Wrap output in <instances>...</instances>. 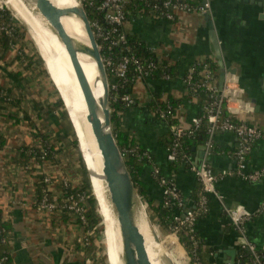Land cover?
<instances>
[{
	"label": "crops",
	"instance_id": "crops-1",
	"mask_svg": "<svg viewBox=\"0 0 264 264\" xmlns=\"http://www.w3.org/2000/svg\"><path fill=\"white\" fill-rule=\"evenodd\" d=\"M186 1L193 5L209 2V16L178 11L174 20L168 21L133 12L124 22L123 28L128 36L143 43L155 56L169 59L172 77L168 80L162 76L150 77L134 83L129 93L133 102L119 114V131L129 135L134 144L143 148L151 158L152 163L144 164L140 172V181L147 186L153 202L159 204L163 199V189L152 175L155 165L164 175H171L185 209H191L197 202L199 181L186 162L179 164L172 173H166L170 123L160 119L156 109L167 101L175 107V121L189 125L192 118L201 113L202 101L190 97L183 77L192 65L208 62L206 64L216 65L213 70L218 79L220 59L226 70L225 76L232 75L241 90L230 104L232 116L261 133L248 155L247 170L263 167L264 1ZM14 71V65L4 67L0 62V82H9L10 79L7 91L23 96L21 105L32 112L34 121H38L41 127L47 125L52 133L60 135L61 132L52 128L57 118H51L47 113L45 102L31 96L24 83L14 84ZM37 114L42 118L37 120ZM13 121L0 117V136L4 139L0 147V207L4 217L11 219L8 245L14 264H90L88 251L79 242L83 230L79 229L75 217L65 218L60 213H48L36 206L37 176L56 172V166L47 162L41 166L25 159L21 147L31 143L33 130L26 121L20 119L16 124ZM236 144L234 134L219 132L214 136L211 150L204 142H193L187 156L191 165L205 163L219 174L216 190L224 198L220 201L209 195L208 210L197 218L195 225L199 248L209 253L212 264H227L231 260L229 254L234 255L235 261L238 244L244 237L257 248H264V209L242 224L243 236L230 220L233 210L241 208L253 213L264 206V180L249 182L235 173L232 150ZM50 192L52 196L59 195L58 181L54 187L50 186ZM188 264L200 263L189 257Z\"/></svg>",
	"mask_w": 264,
	"mask_h": 264
},
{
	"label": "built area",
	"instance_id": "built-area-1",
	"mask_svg": "<svg viewBox=\"0 0 264 264\" xmlns=\"http://www.w3.org/2000/svg\"><path fill=\"white\" fill-rule=\"evenodd\" d=\"M84 8L94 10L97 14L102 15V19L94 18L90 21L94 35L97 39L98 46L104 61L106 71H109L110 76V98L112 92L118 87H123L125 83L132 82L133 85L137 81H141L152 76V73L159 65L171 66L169 59L155 56V59L140 60L131 52L130 44L127 39V34L123 28L124 22L133 12L139 14H149L157 18L171 21L175 18V13L178 11L184 12H199L204 14L209 9V2L204 1L200 4L193 5L185 0H78ZM3 9L2 1L0 0V10ZM135 10V11H133ZM104 24H103V23ZM0 30L9 32L6 26L0 25ZM117 48L119 54L113 53ZM166 59V62H165ZM202 64V68L198 74H195L196 66L192 65L183 77V84L189 95H195L200 90L206 94V102L201 107V113L192 118L189 125L179 124L174 119L175 107L164 102L162 106L156 109V114L160 119L169 121V131L171 146L168 160L174 161L179 155L181 143L184 138L193 137L200 129L203 121L206 122L204 141L205 147L210 149L213 147V139L215 134L219 132H231L237 137V144L232 150V155L236 161V175L243 180L256 182L264 180V166L255 169L247 170L248 155L252 150L255 141L261 136L259 130L244 122H240L232 116V104L234 95L240 93L236 79L226 74L222 89L218 88L217 76L208 64ZM108 74V72H107ZM197 75V77H196ZM172 76L163 73L162 78L168 80ZM117 95H115V99ZM123 105L128 107L133 100L129 93H125L120 97ZM124 152L122 155L124 156ZM143 158L152 163L147 152L143 153ZM185 157V156H184ZM187 157V156H186ZM190 170L196 176L200 184L196 205L191 209H185L183 198L178 190V187L173 178L160 173V169L153 165L152 175L163 189L162 205L173 210L168 225L169 234L174 235L178 239L180 231L185 230L193 242L194 247L198 246V238L195 230L197 218L203 215L208 210V196L212 195L218 200H223L224 196L216 190V182L219 174H216L213 168L205 163L193 166L187 160L185 161ZM62 179V178H61ZM42 181L47 188L44 190V196L38 204L40 210L52 213L56 209V197L52 200L48 198L49 186L52 183L51 177L45 175ZM62 185L67 187V180L62 179ZM83 196L76 195L71 197L67 208L72 211L74 216L83 225H87L86 208L83 204ZM264 206H260L256 212H246L241 208L230 212V220L243 236L242 224L249 221L254 215L263 211ZM91 231L82 233L80 244L88 250ZM7 240V239H6ZM247 250L251 255L250 260L243 264H264V248H257L255 244L247 238L241 239L238 244L237 256L240 257V252ZM195 261L198 262L195 250H193ZM88 256V255H87ZM3 260V259H2ZM0 260V262L2 261ZM89 261V260H88ZM235 262V261H234Z\"/></svg>",
	"mask_w": 264,
	"mask_h": 264
},
{
	"label": "trees",
	"instance_id": "trees-1",
	"mask_svg": "<svg viewBox=\"0 0 264 264\" xmlns=\"http://www.w3.org/2000/svg\"><path fill=\"white\" fill-rule=\"evenodd\" d=\"M161 1V0H160ZM186 1V0H185ZM188 2V1H187ZM85 11L88 15L90 21L94 18L102 19L101 14H97L94 10L89 8H85ZM135 11V10H133ZM174 20V19H173ZM103 23V22H102ZM10 12L4 8L0 10V25L6 26L9 32L5 30H0V62L3 63L4 67H8L9 65L15 66V71L12 72V75L15 79L14 84L16 83H24L26 87L28 82H31L32 78L36 77L37 75L43 74L46 77H49L48 72L45 68L44 62L39 55L37 50H32L30 53L25 52L20 44V40L28 41L32 43L27 31H25L24 26L23 32H21L17 26L15 25ZM104 24V23H103ZM128 42L130 44L131 52L135 54L140 60H148V59H155V55L149 51V49L143 44L136 41L133 37L127 35ZM102 55L103 54V51ZM113 53L118 55L119 50L115 48ZM166 62V59H165ZM208 63V62H206ZM196 70L195 74H198L199 70L202 68V64H195ZM209 67L215 70L217 67L215 64L210 63ZM37 68L39 71H37ZM108 75L109 71L107 70ZM172 67L159 65L156 70L152 73L151 77H158L162 76L163 73L170 74L172 76ZM197 77V75H196ZM4 80L0 82V117L4 120L10 119V121L14 120L13 124L19 122V120L26 121L33 130L31 132V143L28 145H23L21 147V153L25 156V159H31L35 163L39 165H43L46 162L52 165L58 166L60 162H63V155L60 152L62 148L63 142L67 140L70 133L73 134V142L72 144L77 147L79 151V162H80V172L77 174L82 176V183L80 186L71 188L66 187L59 183L60 192L59 195L56 197V209L52 211V213H60L62 217L71 218L74 216L72 211L67 208V205L71 199V197H75L76 195L83 194V204L86 208V219L87 225L83 226L79 220L75 217L76 223L79 225V229L85 231H91L94 236L97 237L102 233L103 227L100 225L97 227L99 223H101L102 217L98 211V202L97 198L94 194L92 184L90 182L89 176L87 174L85 164L82 158L81 151L79 149L78 141L75 137L74 130L69 123L70 127L66 128L64 133L57 135L52 133L50 128L45 125L41 127L38 121H34L32 116V112L29 110L24 109L21 105V101L23 100V96L19 95H12L7 91V85L10 82ZM133 83L127 82L124 84L123 87H118L116 91L112 92V96L110 98V107H111V124L113 133L115 135L117 144L122 152L124 150V159L132 181L134 182L140 196L144 200L146 204L147 210L151 213L152 218L155 222H157L160 231L162 234L166 235L168 231V225L170 222L171 214L173 210L171 208H166L162 205V202L159 204H155L151 197L148 195L147 186L140 181V172L144 166V164L149 163L148 160L143 158V153L146 152L143 148L138 147L134 144L132 139L129 135L121 133L119 131V114L125 108L123 102L121 101L120 97L125 93H130L132 90ZM54 87V86H53ZM56 88H54L55 91ZM57 91V90H56ZM58 93V92H57ZM117 95L116 99L114 98ZM190 97H198L200 98L201 107L206 102V94L204 91L200 90L195 95H190ZM173 105V104H172ZM174 106V105H173ZM48 110H53L54 108L63 107V102L61 98L58 96L57 100L55 101L54 105L46 106ZM66 119L68 122L69 118L67 115ZM39 120L42 118L40 115L37 114ZM206 122L203 121L202 126L196 132L193 137L184 138L183 142L181 143L179 155L177 156L176 160L170 161L168 160L166 166V173H172L176 170L177 166L187 160L190 145L193 142H204L206 139L205 134V126ZM62 129V128H61ZM70 129V130H69ZM70 132V133H69ZM124 138V142L121 140ZM4 139L0 136V147L3 146ZM167 145L171 146V139L169 138ZM64 153V152H63ZM70 154V152H69ZM185 156V157H184ZM162 169L160 168V173H162ZM44 175H38L36 181V189H35V200L36 206L38 207L39 202L44 196V190L47 188L46 184L42 181ZM54 196H52L51 192L48 191V198L52 200ZM10 230H11V219L4 217V211L0 207V264H14L11 253L9 251L8 241L10 239ZM7 239V240H6ZM93 239V238H92ZM178 241L187 252L188 256L191 257V261H195V256L193 254V250L196 252V256L199 259L200 264H212L213 262L210 261V255L208 252H202L198 246L195 248L193 242L190 240L189 235L186 233L185 230H182L178 234ZM91 249V248H90ZM89 249V253H90ZM92 254H95V248H92ZM240 257H236L234 264H243L250 260L251 255L247 250H243L240 252ZM264 262V259H263Z\"/></svg>",
	"mask_w": 264,
	"mask_h": 264
},
{
	"label": "water",
	"instance_id": "water-1",
	"mask_svg": "<svg viewBox=\"0 0 264 264\" xmlns=\"http://www.w3.org/2000/svg\"><path fill=\"white\" fill-rule=\"evenodd\" d=\"M19 1L56 38L68 58V62L82 93L87 120L90 125L92 139L101 167L100 174L97 178L102 180L104 197L110 206L108 208L113 220L115 252L118 262H121V264H152L146 250L143 230L149 231L154 236L156 242L159 243L158 224L152 221L146 204L132 181L124 156L113 133L109 78L85 8L78 0L72 6L59 4L57 0ZM5 5L25 27L31 37L29 25L19 18L6 2ZM204 14L205 16H209L207 12ZM68 18L75 19L79 22L82 36L68 29L64 22ZM31 39L34 41L32 37ZM37 49L43 60V55L38 47ZM80 54L88 56L95 64L97 79L101 82V93L97 96L94 91L97 88L95 86L96 83L92 85L88 81L81 66ZM218 65L220 70L217 83L218 88L222 89L226 70L220 59L218 60ZM227 71L230 72L231 70ZM69 119L71 121L70 117ZM76 136L85 168L92 184L91 176H96L94 161L87 150H84L82 147L77 134ZM95 196L98 200L96 194ZM99 238L101 239L102 236ZM175 239L176 241L178 240L176 237ZM178 244L182 249V264H188L189 256L182 245L180 243ZM228 256L231 257V260H228L227 264H233L234 255L229 254Z\"/></svg>",
	"mask_w": 264,
	"mask_h": 264
},
{
	"label": "bare ground",
	"instance_id": "bare-ground-1",
	"mask_svg": "<svg viewBox=\"0 0 264 264\" xmlns=\"http://www.w3.org/2000/svg\"><path fill=\"white\" fill-rule=\"evenodd\" d=\"M5 2L13 9V11H15L19 18L29 25L35 44L39 48L46 62L48 73L61 93L60 96L63 99L62 101H64L68 116L71 118L70 122L74 125V133L78 135L82 147L84 150H87L94 161L96 176H91L93 184L92 187L94 188V194L98 197L97 201L105 221L106 214L104 210H107V207L110 208V206L104 197V186L102 180L97 178L101 169L96 153L97 150L95 149L90 125L87 120L83 96L75 79L73 70L68 62V58L51 32L19 0H5ZM57 2L67 6L76 4V0H57ZM64 22L71 32H76L82 36L80 25L77 20L68 18L65 19ZM79 59L88 81L92 85L96 83L95 86L97 87V91H94L97 96L101 93V82L97 79L95 64L88 56L85 55L80 54ZM108 231V262L109 264H121V262H118L116 257L115 233L112 219ZM143 232L146 250L152 264H182V249H180V245L178 246V242L176 241L174 235L169 234L163 239L160 237V242L158 243L149 231L144 229Z\"/></svg>",
	"mask_w": 264,
	"mask_h": 264
},
{
	"label": "rangeland",
	"instance_id": "rangeland-1",
	"mask_svg": "<svg viewBox=\"0 0 264 264\" xmlns=\"http://www.w3.org/2000/svg\"><path fill=\"white\" fill-rule=\"evenodd\" d=\"M1 1H2V5H3V9L6 8L10 12L14 22L16 23L15 25L17 26V28L21 32H23L24 31L23 27H22L23 25L19 22V20L15 17V15L11 12V10L6 7L4 0H1ZM25 31H26V29H25ZM30 32H31V30H30ZM29 37H30V35H29ZM31 37L33 38L32 32H31ZM31 37H30V39H31ZM20 44H21V46L25 52L30 53L33 49L38 51L37 46L33 40H32V43H30L28 41L20 40ZM43 61H44L45 68L47 70L46 62L44 59H43ZM37 71H39L38 68H37ZM47 72H48V70H47ZM48 75H49V73H48ZM55 86H56V84L51 79L50 75H49V77H46L43 74L39 73V75H37L35 78L34 77L32 78L31 82H28L26 88H27V90H29L31 96L39 97L38 99L43 100L45 102V106H48V104L54 105L58 96L60 98H62L58 92L59 90ZM54 88H56L55 91H54ZM62 102H63V107L54 108L51 111L50 110L47 111V113L51 116V118L54 116L57 118V121L55 122L56 124L55 125L53 124L54 126L52 125V128L56 131L58 130V132H61V134L64 133L66 128L70 127V125H69L70 122L67 121L66 116L64 117V115H67V117L69 118L66 107L64 105V101H62ZM73 137H74L73 134L70 133L69 137L67 138V140L65 142H63L62 148L60 149V152L62 154H64L63 155V162H60V164L58 166L53 165V166H56L55 171L59 172V173L57 174L56 172H51V173L47 174V176H50L51 180H52V183L50 185L51 187H54L56 185L57 181L61 184L62 179H66L67 180V187L69 186L71 188L78 187L82 183V176L78 175V177H77V174L80 172L81 168H80V162H79V151H78L77 147H75L72 144ZM69 152H70V154H69ZM60 172H61V174H60ZM50 186H49V188H50ZM93 190H94V188H93ZM81 195H83V194H81ZM98 209L100 211L99 213L102 217V220H101V223H99L97 225V227L102 225L103 231L97 237V239L94 236V234L91 233L90 238H89L90 244H89V246H87L89 249L90 248L91 249H90V253H89V249L86 250V251H88L87 252L88 253L87 258H89L90 264H109V262H108V250H107V239H108V233H109V231H108L109 225L111 223L112 218H111L110 210L108 207H107V210H104V212L106 214L105 221H104L103 213L100 210L99 204H98ZM149 214L151 216L152 221H154L151 213H149ZM157 230L159 233L158 234L159 237H161L162 239L169 235V232L166 235H164V233L162 234V231H160L158 226H157ZM101 236H102V238L100 239L99 237H101ZM177 242H178V240H177ZM178 246H179V244H178ZM92 248H95V254L91 253Z\"/></svg>",
	"mask_w": 264,
	"mask_h": 264
},
{
	"label": "clouds",
	"instance_id": "clouds-1",
	"mask_svg": "<svg viewBox=\"0 0 264 264\" xmlns=\"http://www.w3.org/2000/svg\"><path fill=\"white\" fill-rule=\"evenodd\" d=\"M242 210V209H241Z\"/></svg>",
	"mask_w": 264,
	"mask_h": 264
}]
</instances>
